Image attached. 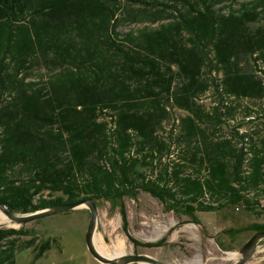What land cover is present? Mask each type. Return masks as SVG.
Masks as SVG:
<instances>
[{
  "label": "trees",
  "instance_id": "1",
  "mask_svg": "<svg viewBox=\"0 0 264 264\" xmlns=\"http://www.w3.org/2000/svg\"><path fill=\"white\" fill-rule=\"evenodd\" d=\"M127 18L160 24L121 35ZM252 57L264 61V0H0V201L26 213L142 190L169 209L252 211L264 135L224 131V99L264 97ZM36 66L49 76L27 80ZM210 86L208 112L197 100ZM169 105L188 114L166 138ZM26 234L0 228V264H15L11 237ZM37 247L34 259L50 242Z\"/></svg>",
  "mask_w": 264,
  "mask_h": 264
},
{
  "label": "rangeland",
  "instance_id": "2",
  "mask_svg": "<svg viewBox=\"0 0 264 264\" xmlns=\"http://www.w3.org/2000/svg\"><path fill=\"white\" fill-rule=\"evenodd\" d=\"M233 6L236 7L238 4L234 3ZM159 24L160 22H142L127 18L118 26L117 31L122 35L129 30H137L144 26L157 27ZM253 58L249 59L248 68L254 70L264 83V61H255ZM43 69L34 67L32 76L27 80L47 78L49 74ZM207 90L197 102L209 112L217 107L219 98L212 86ZM224 101L235 107V111L230 116L232 118L230 124L224 131L230 135L231 128L240 126V131L251 133L258 141L264 135V97L228 98ZM168 110L169 118L160 128L161 136L166 138L171 135V131L175 130L176 133L178 130L176 126L188 114L184 109L172 105H169ZM248 111H251L249 118H252L253 122H249V118H244L245 112ZM177 154L179 152L174 150L173 155ZM168 159L169 156H163L162 163L157 166L159 172L162 164L168 162ZM186 169L190 171L191 166L187 165ZM147 175L153 176L152 170L149 169ZM60 194L43 191L41 196L54 197ZM258 201L260 205L255 206L252 211L246 210L243 204H238L228 205L213 212L191 213L182 205L169 209L156 197L138 190L118 198L95 202L98 208V224L94 236L99 244L109 250H113L115 245H122L126 254H148L165 264H231L239 260L241 255L238 251L247 240L255 232L264 231V196L258 195ZM0 210L8 218L1 207ZM89 215V208L82 206L64 213L44 216L22 225L11 219H8L9 222L0 220V228H24L30 233L11 237L16 238L18 250L15 254V264H104L92 257L85 244L84 234L89 223ZM33 238L34 242L30 248H22ZM45 240H49L50 249L34 259L38 251L37 245ZM6 244L5 240L3 245ZM233 253L236 255L233 256ZM244 264H264V239L255 249L253 257Z\"/></svg>",
  "mask_w": 264,
  "mask_h": 264
},
{
  "label": "water",
  "instance_id": "3",
  "mask_svg": "<svg viewBox=\"0 0 264 264\" xmlns=\"http://www.w3.org/2000/svg\"><path fill=\"white\" fill-rule=\"evenodd\" d=\"M98 201L96 198L93 197H86L75 200V201H66L57 204H53L38 209L36 212H26V213H13L8 206L5 205L4 202L0 201V207L2 208L3 212L6 214L8 219L18 223V224H26L31 221H36L44 216H48L54 213H64V211L70 209H77L78 207L85 206L89 208L90 215H89V223L85 231V239H86V247L88 251L95 258L97 261L104 263V264H131V263H145V264H165L162 261L156 259L155 257L148 255V254H140V253H130L129 254H121L117 257H107L106 255H102V253L96 248L95 242V230L97 229V215H98V208H96L95 202ZM264 239V231L260 230L255 232L247 242L244 244L242 248L239 249L238 254L241 255L239 260L233 261L231 264H244L250 258L253 257L255 249H257L261 240Z\"/></svg>",
  "mask_w": 264,
  "mask_h": 264
},
{
  "label": "bare ground",
  "instance_id": "4",
  "mask_svg": "<svg viewBox=\"0 0 264 264\" xmlns=\"http://www.w3.org/2000/svg\"><path fill=\"white\" fill-rule=\"evenodd\" d=\"M0 220L1 221H5V222H9L10 220H8V218L5 217V215L1 212L0 210ZM96 248L102 253V255H106L107 257H117L121 254H125L126 250L122 245H115L113 250H109L108 248L102 246L101 244L98 243V241L96 240L95 242ZM236 254L233 253V256H235Z\"/></svg>",
  "mask_w": 264,
  "mask_h": 264
}]
</instances>
